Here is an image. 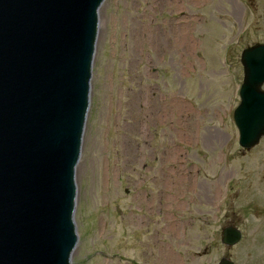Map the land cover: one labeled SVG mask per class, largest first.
Returning a JSON list of instances; mask_svg holds the SVG:
<instances>
[{
    "label": "rangeland",
    "instance_id": "obj_1",
    "mask_svg": "<svg viewBox=\"0 0 264 264\" xmlns=\"http://www.w3.org/2000/svg\"><path fill=\"white\" fill-rule=\"evenodd\" d=\"M262 41L264 0L104 1L76 171L71 264H218L223 257L256 264L251 229L227 248L215 211L207 236L199 223L189 231V218L207 210L199 196L223 200L227 174L248 159L233 112L241 53ZM177 169L188 178L164 182Z\"/></svg>",
    "mask_w": 264,
    "mask_h": 264
},
{
    "label": "water",
    "instance_id": "obj_2",
    "mask_svg": "<svg viewBox=\"0 0 264 264\" xmlns=\"http://www.w3.org/2000/svg\"><path fill=\"white\" fill-rule=\"evenodd\" d=\"M103 3L0 0V264H71ZM241 63L234 121L249 149L264 136V45L244 50ZM240 239L226 229L222 242Z\"/></svg>",
    "mask_w": 264,
    "mask_h": 264
},
{
    "label": "flooded vegetation",
    "instance_id": "obj_3",
    "mask_svg": "<svg viewBox=\"0 0 264 264\" xmlns=\"http://www.w3.org/2000/svg\"><path fill=\"white\" fill-rule=\"evenodd\" d=\"M255 44H264V41L256 42ZM240 103L241 99L239 98L238 105ZM241 151L248 159L242 163L238 171L232 170L227 174L229 178L226 179L227 190L225 198L218 202L219 198L214 201L206 195L199 196V203L204 202V206L208 205L207 210L202 211L197 208L196 204H198V201L193 199L190 208L193 206L194 210H190V212L196 214L198 210L201 212V216L198 215L195 219L190 216L189 231L196 228L199 223L206 236L211 233V214L215 211L222 219L220 221V238L225 228L240 230L243 238L246 230L251 229V233H254L255 243H257L253 259H255L256 264H264V160L259 161L261 154H264V138L256 147L252 149L241 148ZM248 154L250 155L248 156ZM256 156L257 160H253ZM216 192L219 195L221 192L220 188ZM140 209L143 211L145 206L141 204ZM156 233L158 234V231ZM152 242H154L156 248L159 247L155 231ZM154 245L153 248H155ZM209 252V247H207L205 253Z\"/></svg>",
    "mask_w": 264,
    "mask_h": 264
},
{
    "label": "bare ground",
    "instance_id": "obj_4",
    "mask_svg": "<svg viewBox=\"0 0 264 264\" xmlns=\"http://www.w3.org/2000/svg\"><path fill=\"white\" fill-rule=\"evenodd\" d=\"M163 43L164 42H162V44H161V46H163ZM188 114V116H192L191 114L192 113H190V112H188V110L186 111ZM168 115H169V113H168V110L166 109V110H163L162 112H161V114L159 113V116H160V119L161 120H167L168 119ZM167 148H169V146L167 147ZM169 149H175V148H169ZM167 155L169 154V155H173V154H177L178 152L177 151H170V150H167ZM184 170V169H183ZM182 169H177L176 170V172L175 173H170L169 172V174L166 172V175H164V182H166L168 179V175L170 176V177H176L177 178V180H185V179H187L188 178V175H189V173L187 172V171H183ZM76 171H78L77 169H76ZM184 173H186V174H184ZM172 225H174V224H172Z\"/></svg>",
    "mask_w": 264,
    "mask_h": 264
}]
</instances>
